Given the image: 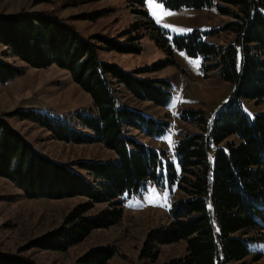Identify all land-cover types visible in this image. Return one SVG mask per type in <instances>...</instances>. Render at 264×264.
Masks as SVG:
<instances>
[{"label": "trees", "instance_id": "obj_1", "mask_svg": "<svg viewBox=\"0 0 264 264\" xmlns=\"http://www.w3.org/2000/svg\"><path fill=\"white\" fill-rule=\"evenodd\" d=\"M158 1L169 9L202 8L216 2L218 14L233 19L218 29H193L173 38L178 50L201 57L205 75L217 72L233 90L210 123L203 111H181L180 119L196 124L201 132L179 136L172 159L163 149L156 150L143 141L163 135L169 122L129 107L120 100L116 87L122 86L137 100L163 106L170 96L168 81L124 70L98 56L100 49L138 52L136 43L123 46L102 34L83 36L51 11L0 16L4 53L27 65L15 66L0 56V82L22 75L26 67L54 65L66 70L92 102L87 110L70 116L32 109L16 110L12 115L45 128L55 140L100 143L114 153V158L106 161H74L73 169L39 152L0 116L1 177L26 198L86 199L65 216L62 226L31 241L29 248L64 252L94 229L115 225L123 216L124 197L137 194L151 182L157 186L165 182L181 196L170 197L168 223L147 235L141 258L152 261L160 245L183 241L184 257L163 264L240 262L249 254V241L264 239V111L249 117L241 107V99L264 100V14L258 8L264 2ZM148 24L158 44L169 50L160 30L152 21ZM222 31H230L233 41L224 45L205 41L206 35ZM97 203L106 207L88 215ZM116 254L114 245L95 246L74 264H108ZM260 259L261 254L256 253L250 260L256 264ZM0 264L38 263L21 252L0 249Z\"/></svg>", "mask_w": 264, "mask_h": 264}, {"label": "rangeland", "instance_id": "obj_2", "mask_svg": "<svg viewBox=\"0 0 264 264\" xmlns=\"http://www.w3.org/2000/svg\"><path fill=\"white\" fill-rule=\"evenodd\" d=\"M258 8L264 14V5L260 4ZM42 10L53 12L83 36L102 34L115 38L123 46L134 43L139 46L138 52L100 49L98 56L101 61L116 64L124 70L168 81L170 96L163 106L137 100L122 86L116 87L120 100L129 107L169 122L163 135L145 137L143 141L156 150L163 149L170 159L179 136L201 132L196 124L180 119L181 111H203L210 123L216 111L231 98V83L221 79L215 71L205 75L200 56L190 57L173 44L174 36L185 35L189 29L207 32L232 21L230 16L218 14L216 2L202 8L169 9L158 0H0V16ZM233 10L237 12V8ZM149 21L160 30L169 50L158 44ZM233 37L230 31H222L206 35L204 39L211 44L224 45L232 42ZM4 52L0 45V56L4 60L15 66H27ZM91 106L90 96L71 80L66 70L54 65L26 67L22 75L0 82V116H4L39 152L73 169L74 161H106L114 158V153L100 143L74 144L55 140L45 128L21 120L12 112L32 109L53 116H70ZM241 107L247 116L253 117L264 111V100L256 103L241 99ZM133 134L137 135L136 132ZM173 194V197L181 196L165 182L162 186L149 183L137 194L124 197L123 216L118 223L94 229L83 241L60 252L29 248L28 244L62 226L65 216L86 199L81 196L26 198L9 180L0 176V249L6 253L21 252L38 264H74L90 248L107 244L117 249L108 264H163L173 258H182L185 255L183 241L160 245L159 254L152 261L140 257L147 235L168 223ZM105 207V203H97L87 214L94 215ZM248 250L243 261L227 264H252L250 259L256 253L261 254L256 264H264V239L249 241Z\"/></svg>", "mask_w": 264, "mask_h": 264}, {"label": "snow or ice", "instance_id": "obj_3", "mask_svg": "<svg viewBox=\"0 0 264 264\" xmlns=\"http://www.w3.org/2000/svg\"><path fill=\"white\" fill-rule=\"evenodd\" d=\"M189 31H191V29H189ZM168 139H169V141H171V137L169 136V137H167ZM164 171H166V170H164Z\"/></svg>", "mask_w": 264, "mask_h": 264}]
</instances>
